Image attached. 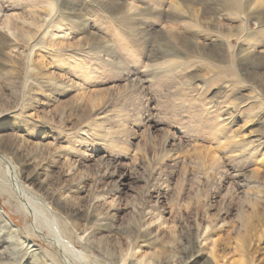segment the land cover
<instances>
[{"label": "rangeland", "instance_id": "374dc122", "mask_svg": "<svg viewBox=\"0 0 264 264\" xmlns=\"http://www.w3.org/2000/svg\"><path fill=\"white\" fill-rule=\"evenodd\" d=\"M42 211L84 264H264V0H0V264H67Z\"/></svg>", "mask_w": 264, "mask_h": 264}, {"label": "bare ground", "instance_id": "6f19581e", "mask_svg": "<svg viewBox=\"0 0 264 264\" xmlns=\"http://www.w3.org/2000/svg\"><path fill=\"white\" fill-rule=\"evenodd\" d=\"M19 187H18V189H19ZM23 195H24V192H23ZM25 195H27V194H25ZM31 202L32 201H30V203ZM42 212H44V211H42ZM45 212L42 215V218L44 219V221H43L44 223H42V224L49 231L52 239L54 240V243L63 252L64 259H65L66 263L67 264H69V263L84 264L85 258H84V255L82 254V252L77 251L76 248L71 244V242H69V241L65 240L64 238H62L61 236H59L60 234H58V230L56 229V226L54 225L55 224L54 221H52V219H49L47 212L46 213ZM36 214H37V217L40 218L42 213L40 212V210L38 212L36 209ZM37 217H35V218H37Z\"/></svg>", "mask_w": 264, "mask_h": 264}]
</instances>
